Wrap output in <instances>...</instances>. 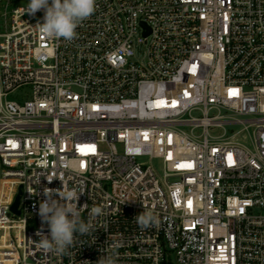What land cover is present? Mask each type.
Returning a JSON list of instances; mask_svg holds the SVG:
<instances>
[{
    "label": "built area",
    "instance_id": "obj_1",
    "mask_svg": "<svg viewBox=\"0 0 264 264\" xmlns=\"http://www.w3.org/2000/svg\"><path fill=\"white\" fill-rule=\"evenodd\" d=\"M26 1L0 0V264H264V0H96L71 42ZM61 180L95 230L46 252Z\"/></svg>",
    "mask_w": 264,
    "mask_h": 264
},
{
    "label": "clouds",
    "instance_id": "obj_2",
    "mask_svg": "<svg viewBox=\"0 0 264 264\" xmlns=\"http://www.w3.org/2000/svg\"><path fill=\"white\" fill-rule=\"evenodd\" d=\"M95 9L96 0H29L25 11L35 15L36 12L44 10L43 23H37L35 26L43 37L52 40L63 38L71 42L77 36L78 25L89 18ZM83 193L82 188L70 189L63 181L62 188H44L45 199L39 204L38 214L42 222L49 226L50 237L43 232L37 233L40 237L37 242L41 249L62 253L73 245L75 233L82 236L95 230L91 219L86 223L81 218V210L87 208V204L78 207L79 197ZM102 214V209L96 206H93L89 213L92 218ZM135 221L141 228L158 223L157 217L147 210L137 215ZM115 255V252H106L98 264H115Z\"/></svg>",
    "mask_w": 264,
    "mask_h": 264
},
{
    "label": "water",
    "instance_id": "obj_3",
    "mask_svg": "<svg viewBox=\"0 0 264 264\" xmlns=\"http://www.w3.org/2000/svg\"><path fill=\"white\" fill-rule=\"evenodd\" d=\"M21 195H22V187L20 186L19 192L16 195L15 200H14L12 207H11V209L17 214H20L19 204H20Z\"/></svg>",
    "mask_w": 264,
    "mask_h": 264
},
{
    "label": "rangeland",
    "instance_id": "obj_4",
    "mask_svg": "<svg viewBox=\"0 0 264 264\" xmlns=\"http://www.w3.org/2000/svg\"><path fill=\"white\" fill-rule=\"evenodd\" d=\"M25 3H29V0L26 1ZM243 141H247V140H243ZM155 166H156V168H157L159 171L161 170V165H160V163L155 162Z\"/></svg>",
    "mask_w": 264,
    "mask_h": 264
}]
</instances>
